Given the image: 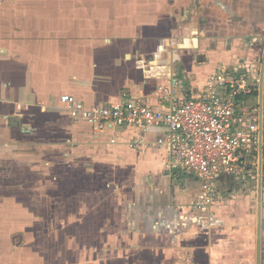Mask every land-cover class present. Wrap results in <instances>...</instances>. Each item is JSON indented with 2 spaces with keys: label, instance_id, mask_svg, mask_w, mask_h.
<instances>
[{
  "label": "crops",
  "instance_id": "1",
  "mask_svg": "<svg viewBox=\"0 0 264 264\" xmlns=\"http://www.w3.org/2000/svg\"><path fill=\"white\" fill-rule=\"evenodd\" d=\"M263 50L264 0H3L0 207L51 216H27L17 244L2 211L0 264H264V114L242 190L222 175L206 223L196 176L163 165L164 125L72 122L60 104L156 108L158 86L196 97L230 69L259 77L239 101L264 106Z\"/></svg>",
  "mask_w": 264,
  "mask_h": 264
},
{
  "label": "built area",
  "instance_id": "2",
  "mask_svg": "<svg viewBox=\"0 0 264 264\" xmlns=\"http://www.w3.org/2000/svg\"><path fill=\"white\" fill-rule=\"evenodd\" d=\"M246 66L251 74L252 65ZM259 82L258 76L221 69L209 74L196 97L178 95L180 79L158 86L156 93L167 104L156 108L134 99L86 105L70 93L61 95L60 104L72 122L82 120L100 126L109 122L119 128L140 129L164 125L166 132L155 141L165 147L163 165L167 169H185L196 176L199 190L193 208L202 212L206 223H212L217 179L222 175L241 179L249 165V155L261 145L259 120L264 106L239 101L253 93Z\"/></svg>",
  "mask_w": 264,
  "mask_h": 264
},
{
  "label": "rangeland",
  "instance_id": "3",
  "mask_svg": "<svg viewBox=\"0 0 264 264\" xmlns=\"http://www.w3.org/2000/svg\"><path fill=\"white\" fill-rule=\"evenodd\" d=\"M7 208L8 210L5 211ZM2 211L4 213L8 212V215L11 218L10 220H14L16 218L17 222L13 223L12 226L18 229L16 230L17 232H15L16 234H12L13 235L12 242L17 243V244H21L22 243L21 237L25 236V233L23 232L24 231L23 222L24 220H26L27 216H28L27 219L30 221L29 225L31 224V220H34V219L36 220L40 219V221L42 222L43 221L47 222L51 216L49 207H25V208L24 207H6V208L0 207V219H2L1 216L4 214Z\"/></svg>",
  "mask_w": 264,
  "mask_h": 264
},
{
  "label": "water",
  "instance_id": "4",
  "mask_svg": "<svg viewBox=\"0 0 264 264\" xmlns=\"http://www.w3.org/2000/svg\"><path fill=\"white\" fill-rule=\"evenodd\" d=\"M263 60H264V50H263ZM230 177H233V176H231V175H229ZM220 178V177H219ZM219 178L217 179V182H218V180H219ZM234 179V178H233ZM237 182H238V187H237V189H240V190H242L241 188V181H240V179H237L236 180Z\"/></svg>",
  "mask_w": 264,
  "mask_h": 264
}]
</instances>
